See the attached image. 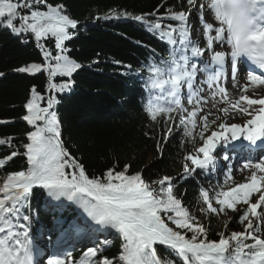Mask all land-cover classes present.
<instances>
[{"label": "snow or ice", "instance_id": "1", "mask_svg": "<svg viewBox=\"0 0 264 264\" xmlns=\"http://www.w3.org/2000/svg\"><path fill=\"white\" fill-rule=\"evenodd\" d=\"M186 3L191 6L187 11L168 9L165 16L159 15L157 9L146 14L155 17L151 21L145 15L131 18L146 24L150 32L158 33L159 39L168 45L166 57L147 62L146 114L152 121L164 117L175 122L178 118L177 127H182L183 137L192 138L201 103H207V98L199 95L203 89L196 83L198 74L204 75L200 84L208 86L213 100L217 96L221 101L228 100L227 89L221 83L227 78L226 62L230 63L233 80L239 71L238 64L247 63V81L253 86H264V0H186ZM41 5L46 10H40ZM193 14L198 23L194 20L189 24ZM120 15L127 18L130 14ZM165 20L177 23L166 24ZM0 27L17 37L30 34L41 50L43 63H31L16 71L46 72L50 93L70 88V79L59 84L53 82L56 77L71 78L81 67L66 54L65 42L72 39L69 30L77 28V21L70 18L63 5H53L48 0H0ZM200 30L202 38L193 39L191 33ZM47 39H54L55 54L41 43ZM185 87L188 104L193 105L191 111L181 102ZM247 87L246 84L243 90ZM44 99L33 87L31 99L25 105L27 114L23 120L34 128L26 134L29 142L24 145L27 169L8 174L0 185V264H264V156L258 162L243 165V169H251L246 182L211 195L203 188L199 190L197 203L202 205L199 208L202 214L219 216L231 210L244 224L243 231L230 234L221 231L218 240H211L208 228L174 195L173 178L164 176L152 181L158 186L154 188L140 173L128 175L129 165L124 166V171L110 168L103 176L90 178L63 145L59 121L52 111L54 96L49 95L46 106H41ZM241 102L248 107H241ZM254 105L260 106L255 114L250 111ZM231 108L251 118L243 126L220 123L219 131L205 137L211 113L200 117L202 146L195 148V155L184 156L183 174L177 180L197 169H208L217 145L229 142L228 133L232 141L243 136L253 145L264 139V98L241 95ZM219 111L226 114L229 109ZM172 113L177 117L171 116ZM172 131L169 127L163 138L167 139ZM0 145L10 147L11 138L0 139ZM18 154L12 150L5 159H0V168ZM227 178L232 179L230 173ZM34 188L44 191L46 204L55 201L59 202L55 206L60 207L66 200L82 209L80 221L57 229L65 236L75 232L95 238L94 245L87 247L78 260L64 250L60 239L52 252L35 242L30 210ZM256 194L258 198L253 202ZM213 201L218 207L213 206ZM169 222L175 227H170ZM224 226L227 229V221ZM104 232L121 242L118 254L111 258L103 253L112 240L108 236L98 238ZM44 235L40 233L41 240ZM47 244L52 245L51 238ZM45 253L46 261L39 259Z\"/></svg>", "mask_w": 264, "mask_h": 264}, {"label": "trees", "instance_id": "2", "mask_svg": "<svg viewBox=\"0 0 264 264\" xmlns=\"http://www.w3.org/2000/svg\"><path fill=\"white\" fill-rule=\"evenodd\" d=\"M48 3L63 5L70 18L77 21V28L69 30L72 39L65 42V47L69 58L81 67L71 78H53L58 84L70 79L71 86L64 92L50 93L46 72L16 71L31 63H43L34 38L30 34L17 37L7 28L0 27V139L11 138L10 147L0 145V159H5L12 150L19 153L0 168V181L3 183L8 174L25 171L28 167L23 155L24 145L29 142L26 134L34 128L23 120V116L27 114L25 105L35 87L37 93L45 97L41 106H46L49 95L54 96L56 103L52 111L59 121L63 145L84 166L90 178L103 176L110 168L124 171L125 165H129L128 175L140 173L154 188L158 186L152 181L171 177L174 195L208 228L209 239L218 240L221 231L227 234L243 231L244 224L231 210L226 213L230 215L228 220L227 216L221 220L219 216H206L199 211L202 206L197 203L199 190L203 188L211 195L223 187L207 169H197L194 174L176 179L181 176L184 156L195 155V148L202 146L201 130L196 127L192 138L183 137L182 127H177L178 118L175 122L164 117L152 121L144 110L149 95L144 87L147 62L166 57L168 45L159 39L158 33L150 32L146 24L131 17L145 15L151 21L155 17L146 14L157 9L159 15L165 16L168 9L187 11L191 6L186 0H48ZM40 10L46 9L41 5ZM125 12L130 14L127 18L120 15ZM105 16L109 18L105 19ZM16 23L18 26L20 21ZM164 23L175 25L177 22L165 20ZM41 43L56 53L54 39ZM170 115L177 117L176 113ZM169 127L173 131L164 139ZM204 136L208 134L204 133ZM47 199L43 190L34 188L30 210L35 242L48 246L51 252L61 232L57 229L60 225L67 227L73 221L78 222L79 208L66 200L56 207L59 202L53 201L49 205ZM213 206L218 207L214 201ZM225 221L228 222L227 229ZM169 226L175 227L170 222ZM41 232L45 234L43 240L40 239ZM105 236L112 243L103 254L111 258L118 254L121 242L108 232L98 238L103 240ZM49 238L51 246L47 244ZM94 242L95 238L86 237L69 252L78 260Z\"/></svg>", "mask_w": 264, "mask_h": 264}, {"label": "rangeland", "instance_id": "3", "mask_svg": "<svg viewBox=\"0 0 264 264\" xmlns=\"http://www.w3.org/2000/svg\"><path fill=\"white\" fill-rule=\"evenodd\" d=\"M202 2H203V0H202ZM207 19L209 20V22H212V18L211 17H208ZM194 20H196V22L198 23V18L195 17V14H193V16L190 17L189 24H193ZM191 35H192L193 39L202 38V30L193 31L191 33ZM213 35H214V33H213ZM201 47H204L203 43L201 44ZM216 49H219V48H216ZM205 58H207V53H205ZM243 76H245V75H243ZM201 80H203V79H201L199 77L197 78V84L203 89V91L199 95H201L203 97H206L207 98V103H203V102L201 103L202 111H200L197 114V128L199 130H201V128H202V124L200 122V117H202V116H204V115H206L208 113H211V115L209 116L208 130L205 132L208 135H211L212 131H219L220 129H218V125L220 123H227L228 125H231V124L235 123V124H239V125L243 126L246 123V121L251 118V116H249L247 114H243L242 112H239V111L231 108V104H234V102L232 103L230 99L225 102V101H221L220 97L219 98L216 97V99L213 100L211 98V96H210V90L208 89V86L206 84H202L201 85L200 84ZM231 82H233V81H230L229 83L226 84L225 87H227V90H231L232 89V88L230 89V86H229V84ZM182 92H183V89H182ZM248 93H249V97L253 98V99H258L260 96L264 95V93H261V92L260 93H256L253 90L252 91H248ZM182 104L189 111L192 110L193 105L188 104L187 100L185 102H182ZM245 107H247V106L245 105ZM221 108H228L229 109L228 113H226V114L225 113H221L219 111V109H221ZM252 109L258 110V107L257 108L254 107ZM255 110L252 111L253 114H255ZM241 115H242L241 121L237 120V118H239ZM213 121H214V123H213ZM229 145H231V144H229ZM189 164H190V162H189ZM181 171L182 172L179 175L183 174V167H182ZM211 172L215 175V171H214L213 167H211ZM229 173L232 176L231 180H228V178H226V174H229ZM250 174H251L250 170L243 169L240 166V163H238L236 165V170L231 172L228 169V166H227V169L224 170L221 174L217 175V178H220L222 180V185H223L222 190H227L229 187H233V186H235V185H237L239 183L246 182V177H249ZM0 185H2V181H0ZM257 198H258V194L254 195L253 198H252L253 202ZM238 207H242V206H238ZM226 216H227V220H228V217H230V215H227V214H220L219 215L221 220H224V218ZM75 223H77V222L73 221L71 224H75ZM256 223L259 224L260 222L257 221ZM83 238H84V236L77 235L75 232L71 233L68 236H65L63 234V232L61 231L60 234L58 235V238H56L55 242L57 241V239H60L62 241V243H69V245H70V244H73L72 243L73 241H75V240L80 241ZM77 241L75 243H77ZM43 255L45 256L46 253L43 254Z\"/></svg>", "mask_w": 264, "mask_h": 264}, {"label": "bare ground", "instance_id": "4", "mask_svg": "<svg viewBox=\"0 0 264 264\" xmlns=\"http://www.w3.org/2000/svg\"><path fill=\"white\" fill-rule=\"evenodd\" d=\"M218 51L220 50H224V49H216ZM230 81H233L229 84L230 86V89L231 90H227V95H228V100L230 99L231 102L233 103H236L238 100H239V97L241 95H248L249 96V93L248 91H254L256 93H264V86H253L250 84V82L247 81V76H243V74H238V76L236 77L235 81L234 80H229L228 83ZM248 85V88L246 91H244V86L245 85ZM226 86V85H225ZM227 89V87H226ZM219 98V96H217ZM259 98H264V95L260 96ZM258 98V99H259ZM245 103L244 102H241V107H245ZM247 106V105H246ZM248 107V106H247ZM254 107H260L259 105H254L252 106V108ZM255 109H251L250 111H254ZM244 114V113H243ZM242 114V115H243ZM242 115L237 118V120H240L241 121V118H242ZM229 136V142L228 143H224L223 141H221L219 143V145L216 147V149H214L213 153L215 155H221V154H227V155H231V156H234V158L236 159H242L243 160H247V162L255 159V158H252V159H249V157H253L252 153L250 152V148H249V145H250V142L248 141H245L243 139V136H241L239 139L235 140V141H232L230 139V136L231 134L228 133L227 134ZM231 144V145H229ZM234 148H238L237 150H235ZM215 162V161H213ZM219 163V169H218V174H221V172H223L225 169H226V163L224 162V159H220V162ZM248 170L251 171V169L249 168Z\"/></svg>", "mask_w": 264, "mask_h": 264}]
</instances>
